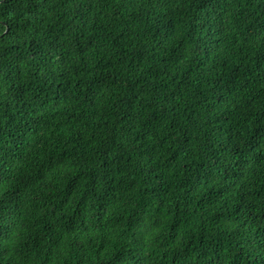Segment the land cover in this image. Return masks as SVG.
Returning a JSON list of instances; mask_svg holds the SVG:
<instances>
[{
  "label": "trees",
  "instance_id": "16d2710c",
  "mask_svg": "<svg viewBox=\"0 0 264 264\" xmlns=\"http://www.w3.org/2000/svg\"><path fill=\"white\" fill-rule=\"evenodd\" d=\"M0 264H264V0H0Z\"/></svg>",
  "mask_w": 264,
  "mask_h": 264
}]
</instances>
